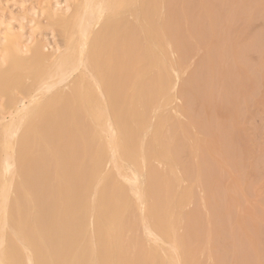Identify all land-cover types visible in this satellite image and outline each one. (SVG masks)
<instances>
[{
    "label": "bare ground",
    "instance_id": "obj_1",
    "mask_svg": "<svg viewBox=\"0 0 264 264\" xmlns=\"http://www.w3.org/2000/svg\"><path fill=\"white\" fill-rule=\"evenodd\" d=\"M175 1L0 0V264H189L190 220L169 210V185L187 189L171 131L192 81L178 84L188 53ZM149 117L155 130L140 126ZM132 203L152 250L124 244Z\"/></svg>",
    "mask_w": 264,
    "mask_h": 264
},
{
    "label": "rangeland",
    "instance_id": "obj_2",
    "mask_svg": "<svg viewBox=\"0 0 264 264\" xmlns=\"http://www.w3.org/2000/svg\"><path fill=\"white\" fill-rule=\"evenodd\" d=\"M174 7L177 17L173 29L177 31L180 26V49L188 53L187 57L179 53L186 61L178 84L192 80L186 96L178 94L177 105L186 108L182 114L175 116L173 103L165 106L174 113L169 115L176 117L171 132L178 134L173 141L179 145V152L183 150L178 153L181 171H187L183 183L187 189L185 186L177 194L171 184L169 193L173 194L169 197L178 199L189 188L192 198L195 196L190 203H177L175 210L172 204L176 205L177 199L169 198V210L176 214L182 209V215L190 220L191 228L185 234V246L190 248L183 246L185 258L189 264H264V0H176ZM152 68L155 73L156 68ZM157 120L149 117L140 126L153 121L152 129H156ZM150 138L149 155H153ZM192 143L198 145L200 160ZM149 161L158 171L171 173L164 161L152 157ZM196 163L201 165L200 171ZM171 180L174 184L173 177ZM118 183L114 184L116 190L124 187ZM162 187L163 197L167 188ZM89 194L88 188L87 201ZM132 204L133 212H126L127 220L135 217L131 218L132 230L124 236L127 251L133 250L136 238L141 247L152 250L154 245L146 243L141 234V209ZM114 215L109 218L111 225L119 220ZM123 218L126 221L125 215ZM101 222L102 240L107 244L111 232L103 230L106 225Z\"/></svg>",
    "mask_w": 264,
    "mask_h": 264
}]
</instances>
